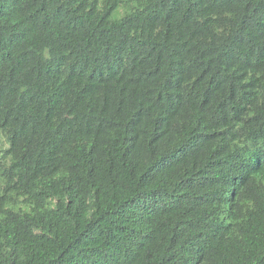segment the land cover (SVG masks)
Instances as JSON below:
<instances>
[{
	"label": "trees",
	"instance_id": "1",
	"mask_svg": "<svg viewBox=\"0 0 264 264\" xmlns=\"http://www.w3.org/2000/svg\"><path fill=\"white\" fill-rule=\"evenodd\" d=\"M0 133V264H264V0H0Z\"/></svg>",
	"mask_w": 264,
	"mask_h": 264
},
{
	"label": "rangeland",
	"instance_id": "2",
	"mask_svg": "<svg viewBox=\"0 0 264 264\" xmlns=\"http://www.w3.org/2000/svg\"><path fill=\"white\" fill-rule=\"evenodd\" d=\"M126 11L127 9L125 7L119 8L118 10L114 12V18L115 19L121 18L125 14ZM4 141H5V137L0 133V143H3Z\"/></svg>",
	"mask_w": 264,
	"mask_h": 264
}]
</instances>
